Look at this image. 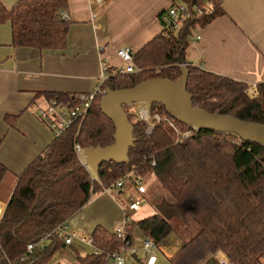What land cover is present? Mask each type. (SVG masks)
Masks as SVG:
<instances>
[{
	"label": "trees",
	"instance_id": "16d2710c",
	"mask_svg": "<svg viewBox=\"0 0 264 264\" xmlns=\"http://www.w3.org/2000/svg\"><path fill=\"white\" fill-rule=\"evenodd\" d=\"M202 14H193L179 32L162 33L134 54L137 74H117L110 68L104 90H122L143 80L182 76L180 55L190 44L189 36L199 27L209 26L225 15L222 0H191ZM68 0H21L7 9L0 3V25L11 22L16 48L63 50L67 46L70 23L62 18ZM187 63V62H186ZM187 90L194 107L213 114L235 116L244 122L264 124V82L251 92V86L206 69L187 64ZM100 98L93 103L86 119L72 125L57 137L46 151L17 178L12 197L0 220V264H54L56 254L65 249L63 237L55 230L84 210L94 196L102 194L125 176L143 181L153 176L175 206L185 210L179 216L184 227L196 226L191 238L177 247L169 264H202L210 256L224 252L232 264H264V148L244 142L235 134L195 130L188 139L176 140L174 130L149 124L138 112L125 107L134 127L135 143L129 163H104L98 174L81 164L75 146L106 147L114 142L115 126L100 109ZM50 99L75 105L76 96L51 94ZM150 113L169 116L161 104H148ZM184 133L191 130L175 120ZM0 165V182L6 174ZM128 248L137 229L152 237L158 246L175 232L171 221L159 212L126 224ZM43 247L25 261L20 258L30 243ZM92 236L98 254L76 247V264H108L106 258L125 244L103 226Z\"/></svg>",
	"mask_w": 264,
	"mask_h": 264
},
{
	"label": "crops",
	"instance_id": "0c3cea01",
	"mask_svg": "<svg viewBox=\"0 0 264 264\" xmlns=\"http://www.w3.org/2000/svg\"><path fill=\"white\" fill-rule=\"evenodd\" d=\"M19 1L0 0V3L11 9ZM189 1L68 0L63 13L67 14L70 30L63 50L16 48L11 22L0 25V165L7 171L0 182L3 214L17 178L55 139L38 118L39 109L49 106L50 95L80 96L94 92L103 65L109 69L125 68L126 63L117 56L118 50L126 47L133 54L139 52L164 33L162 13ZM222 8L224 16L194 31V35L201 36L200 41L195 36L189 37L185 60L187 64L248 84L252 92L264 82V0H222ZM124 188L118 191V197L105 192L94 196L67 224H72L73 230L83 237L91 236L100 226L112 233L125 227L128 215L120 204ZM140 210L131 211L132 215ZM155 213L151 211L149 216ZM133 237L127 264H145L142 249L145 236L136 229ZM74 247L83 253L92 251L75 241L65 247L69 248L70 256L64 259V264H76ZM139 248L144 260L137 252ZM159 253L156 264L160 263Z\"/></svg>",
	"mask_w": 264,
	"mask_h": 264
},
{
	"label": "water",
	"instance_id": "95a60500",
	"mask_svg": "<svg viewBox=\"0 0 264 264\" xmlns=\"http://www.w3.org/2000/svg\"><path fill=\"white\" fill-rule=\"evenodd\" d=\"M182 76L178 81L166 78L143 80L134 87L122 90H106V95L99 101L102 113L115 126L114 142L106 147L85 148L84 163L90 171L98 174L104 163L124 165L129 163V154L135 143L134 127L125 111L141 104H161L168 115L185 126L199 131L211 130L226 134H235L244 142H251L264 148V124L244 122L235 116L213 114L203 108L194 107L192 95L187 90L189 76L188 65L184 55L179 57ZM185 209L180 206L170 208L160 205L158 212L165 219L180 216ZM3 211L0 209V217ZM136 259L137 255L133 254Z\"/></svg>",
	"mask_w": 264,
	"mask_h": 264
},
{
	"label": "built area",
	"instance_id": "2783aa9c",
	"mask_svg": "<svg viewBox=\"0 0 264 264\" xmlns=\"http://www.w3.org/2000/svg\"><path fill=\"white\" fill-rule=\"evenodd\" d=\"M200 1L201 3H206L209 0ZM202 12L203 9L201 7L198 8L197 6L190 3H184L182 5L170 7L167 12H164L161 15V22L162 25H164V32H179L180 29L184 26V23L187 19L191 18L193 14L199 15L202 14ZM62 18H67V14L63 13ZM194 36L199 41L201 40V36H196L194 35V33H192V35H190L189 37ZM133 55L134 54L130 48L125 47L117 51V56L120 57L124 63H126L124 69H118L116 71L117 74L125 75L139 73V71L134 65ZM108 70L109 67L107 65L102 66L100 71L101 75L99 77V81L96 85L95 91L89 94H81L80 96H76L77 103L75 105H65L59 103L55 99H52L48 107L39 109V120H41V122L45 126H47L49 131L54 134L55 138L63 136L64 133L75 123L82 122L83 120H85V117L88 115L89 111L91 110L94 104L93 102L98 97L102 98L106 95V91L104 90L102 85L109 79ZM138 116L141 120H144L149 124V127L147 129L148 133H152L154 126H156L157 124H167L171 128V130H174V132L176 133L177 142L184 139H188L194 134V131L197 130L192 127L191 130H188L187 132L183 133L175 124V120L171 119L169 116L161 115L158 112L152 115L148 107H142L140 111H138ZM75 149L81 164L85 165L83 158L84 148H81L79 145H76ZM129 183L133 187H136L139 193L144 194L146 192V187L142 186V181L133 177L132 174H129L120 181H118L112 189L122 190L124 186ZM110 190L111 189H108L105 192L108 193ZM140 205L141 202L139 200L135 199L134 197H131L130 204L128 206L129 211H139L141 208ZM2 216L3 213L0 217V220ZM68 228L69 224L66 223L62 224L55 230V233L58 234V236L63 237L64 245L66 247H70L75 243V241H79L82 245L90 247L94 254H98V250L95 247V239L92 235H86L85 237H83L78 235L75 231L69 232ZM116 232L118 238L122 240L125 246L122 247L116 253L108 255L106 260L108 263L111 264H127V258L132 253L129 250L130 248H128L129 243L126 242V227L118 229ZM50 236L51 234L47 235L45 238L41 239L40 242L30 243L25 251V254L22 255V257L20 258V262H25L34 253L36 249L43 247L45 242L47 241L46 238ZM142 249L146 255L145 264H156L157 255L159 253V246L156 244L155 240L150 236H146L142 241ZM212 257L217 258L216 264H232L227 254L223 251L210 256L209 259L203 262L202 264H209V261Z\"/></svg>",
	"mask_w": 264,
	"mask_h": 264
},
{
	"label": "rangeland",
	"instance_id": "374dc122",
	"mask_svg": "<svg viewBox=\"0 0 264 264\" xmlns=\"http://www.w3.org/2000/svg\"><path fill=\"white\" fill-rule=\"evenodd\" d=\"M142 107H149L148 104L136 105L133 110L140 111ZM143 184H145L147 188V193L144 195H140L137 192V189L133 187L130 183L127 184L123 190L124 194L121 197L120 204L124 209L125 213L128 215L127 223L130 224L134 221L143 220L149 215H151V211L158 212V207L160 205H166L170 208H175L176 201L167 194L165 191H162L159 188L156 179L153 176H145L143 179ZM119 189H111L107 194L109 196H117L118 197ZM106 193V192H105ZM134 197L139 200L142 204V208L140 212L132 215V212L129 211L130 198ZM169 221L174 225L175 232L170 235V237L163 243L160 253H159V264H169V258L176 252L177 247L182 245L185 241L189 240L191 236L196 232L197 227L191 226L187 227L183 225L182 221H180L178 216L172 217ZM74 225V224H73ZM69 232L74 231L72 224H70L68 228ZM69 248H66L62 252L56 254V257L53 260L54 264H64V259L69 257L68 252ZM138 254L142 260H144V253L141 249H138ZM216 257H212L209 261V264H216Z\"/></svg>",
	"mask_w": 264,
	"mask_h": 264
}]
</instances>
